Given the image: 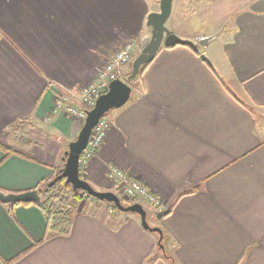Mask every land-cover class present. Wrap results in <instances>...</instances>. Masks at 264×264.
Here are the masks:
<instances>
[{
    "label": "crops",
    "instance_id": "0c3cea01",
    "mask_svg": "<svg viewBox=\"0 0 264 264\" xmlns=\"http://www.w3.org/2000/svg\"><path fill=\"white\" fill-rule=\"evenodd\" d=\"M161 1L0 0V192H38L58 176L84 123L54 114L56 102L81 107L80 89L118 49L133 42L141 54ZM191 7L173 1L188 23ZM181 28L168 29L192 42L217 36L201 49L214 69L189 47L162 46L130 83L132 99L106 117L105 142L81 174L113 192L108 172L120 168L158 195L161 211L171 206L163 219L148 213L175 264H264V0L238 1L196 33ZM45 233L38 206L0 202V264H150L158 255L159 235L138 215L114 217L93 200L70 236Z\"/></svg>",
    "mask_w": 264,
    "mask_h": 264
},
{
    "label": "water",
    "instance_id": "95a60500",
    "mask_svg": "<svg viewBox=\"0 0 264 264\" xmlns=\"http://www.w3.org/2000/svg\"><path fill=\"white\" fill-rule=\"evenodd\" d=\"M173 1L174 0H162L160 3V11L149 15L147 25L152 28V35L150 37H145L141 41L143 51L133 62L132 73L128 77V83L121 80L113 81L110 84L108 93L99 97L95 107L87 112V119L84 122L78 138L69 144L68 150L65 152L63 158L65 165L61 175L56 176L48 183V187H53L62 179H66V182L71 184L75 191L81 190L101 202L113 204L123 213L138 215L141 219L142 227L145 230L159 235L158 248L163 253L166 251L164 233L160 228L151 227L149 223V213L144 206L140 203L125 205L121 198L114 192L96 191L87 181L80 177V159L87 148L93 129L98 125L100 120L110 112L121 109L128 104L134 93L130 82L136 80L143 66L154 61L162 46L166 48H174L176 46L189 47L199 53L200 59L214 69V65L208 54L201 52V49L213 42L217 36L203 37L196 42H192L183 40L171 33L166 27V23L171 17ZM40 200L41 197L37 191H30L22 194H5L0 192V202L3 204L14 206L20 203H38ZM171 210L172 207L170 206L166 210L157 213V219H163L168 216Z\"/></svg>",
    "mask_w": 264,
    "mask_h": 264
},
{
    "label": "built area",
    "instance_id": "2783aa9c",
    "mask_svg": "<svg viewBox=\"0 0 264 264\" xmlns=\"http://www.w3.org/2000/svg\"><path fill=\"white\" fill-rule=\"evenodd\" d=\"M134 50L135 43L133 42H129L118 49L99 70L93 81L80 89L79 102L81 107L74 106L70 97L63 96L56 102L54 114L67 115L84 123L87 119V112L95 107L99 97L108 93L113 81L121 80L128 83V76L124 70L132 63ZM109 127L110 123L104 117L93 129L87 148L80 159V170L96 158L105 142ZM107 178L113 186V192L121 199L132 204L145 203L158 211L165 208L164 202L158 195L124 170L112 167ZM86 195L88 194L86 193Z\"/></svg>",
    "mask_w": 264,
    "mask_h": 264
},
{
    "label": "trees",
    "instance_id": "16d2710c",
    "mask_svg": "<svg viewBox=\"0 0 264 264\" xmlns=\"http://www.w3.org/2000/svg\"><path fill=\"white\" fill-rule=\"evenodd\" d=\"M160 51L161 50H159V52ZM150 64L141 68L139 76H142ZM61 173L62 169H59L57 175H61ZM80 177L83 179L81 170ZM38 192L41 197V200L38 203H24L23 205H36L43 212L46 220V233L43 241L70 236L75 218L82 211L88 200H93L106 206L112 211L114 217L127 215L118 210L113 204L101 202L92 198L90 195H86V193L81 190L75 191L73 186L66 182V179H62L53 187H48V184H45L42 189L38 190ZM165 243L166 237L164 238V245ZM160 257L170 264H175V259L168 254V251L166 250L165 253H163L159 248L158 255L150 262V264H154L156 260L160 259Z\"/></svg>",
    "mask_w": 264,
    "mask_h": 264
},
{
    "label": "rangeland",
    "instance_id": "374dc122",
    "mask_svg": "<svg viewBox=\"0 0 264 264\" xmlns=\"http://www.w3.org/2000/svg\"><path fill=\"white\" fill-rule=\"evenodd\" d=\"M239 2L246 4L250 0H192V7L188 11L190 20H193L191 23H188L186 20L184 21L179 14L177 8H173L170 19L166 23L167 28H172L174 25L178 27H185L190 30V33H196L198 29H200L203 25L212 24V20L218 17H227L229 16L235 7V5ZM183 13V11L181 12ZM200 21L201 23H199ZM203 22V23H202ZM216 23V22H215ZM185 28H181L182 30H186ZM185 40V39H183ZM189 41V40H188ZM215 45V42L206 47L207 51L210 52L211 48ZM140 55V53L136 56H133L132 63L127 66L124 70V73L129 77L132 73V65L134 60ZM141 76L137 77L135 81H139ZM132 82V83H133ZM108 115L105 116V118ZM125 205H131V202H127L121 199ZM144 208L149 211V206L145 203H142ZM170 252V251H169ZM168 252V254H169Z\"/></svg>",
    "mask_w": 264,
    "mask_h": 264
}]
</instances>
